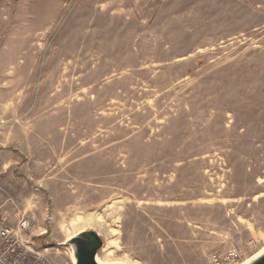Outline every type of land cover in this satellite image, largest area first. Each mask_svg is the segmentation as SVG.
<instances>
[{"label":"rangeland","instance_id":"obj_1","mask_svg":"<svg viewBox=\"0 0 264 264\" xmlns=\"http://www.w3.org/2000/svg\"><path fill=\"white\" fill-rule=\"evenodd\" d=\"M24 221L55 264L87 231L103 264L257 254L264 0H0V228Z\"/></svg>","mask_w":264,"mask_h":264},{"label":"built area","instance_id":"obj_2","mask_svg":"<svg viewBox=\"0 0 264 264\" xmlns=\"http://www.w3.org/2000/svg\"><path fill=\"white\" fill-rule=\"evenodd\" d=\"M37 225L28 221L21 222L17 229L0 228V264H55L49 255L48 242L37 238L43 237L46 231L33 236ZM236 253L229 254L228 263L235 262Z\"/></svg>","mask_w":264,"mask_h":264},{"label":"water","instance_id":"obj_3","mask_svg":"<svg viewBox=\"0 0 264 264\" xmlns=\"http://www.w3.org/2000/svg\"><path fill=\"white\" fill-rule=\"evenodd\" d=\"M60 246L71 248L74 264H98L96 257L103 246V242L95 232L87 231L77 234ZM249 264H264V252Z\"/></svg>","mask_w":264,"mask_h":264},{"label":"bare ground","instance_id":"obj_4","mask_svg":"<svg viewBox=\"0 0 264 264\" xmlns=\"http://www.w3.org/2000/svg\"><path fill=\"white\" fill-rule=\"evenodd\" d=\"M88 224L84 221H82V220H77V221H73L72 223H71V229H72V232L73 231H76V230H80V228H82V227H86ZM91 224L89 223V225L88 226H90ZM79 234V233H78ZM75 236H77V234L75 233V234H70V235H68V239H66V241H68V240H70V239H72L73 237H75ZM264 252V247L257 253V254H255L253 257H251V258H249V259H247L245 262H243V264H249L252 260H254L256 257H258L260 254H262ZM71 260H72V263L74 264V260H73V256H72V253H71ZM96 261H97V263L98 264H103V262H101V261H99V259L96 257ZM104 264H116V263H104Z\"/></svg>","mask_w":264,"mask_h":264}]
</instances>
